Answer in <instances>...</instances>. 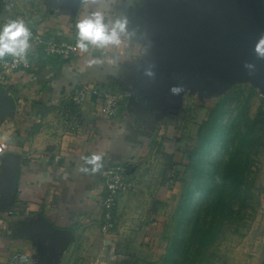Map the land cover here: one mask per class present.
Instances as JSON below:
<instances>
[{
	"label": "crops",
	"instance_id": "1",
	"mask_svg": "<svg viewBox=\"0 0 264 264\" xmlns=\"http://www.w3.org/2000/svg\"><path fill=\"white\" fill-rule=\"evenodd\" d=\"M202 2L97 0L76 6L73 0H14L0 5V26L22 18L33 31L62 41L75 43L76 22L90 10L109 17L126 15L133 33L119 50L79 52L67 62L31 44L30 68L0 78V264H7L14 251L27 252L30 264H66L82 242L112 245L111 235L103 234L101 227L108 169L126 166L131 180L144 162L155 165L165 158L174 167L188 163L190 152L187 146L182 149L184 140L173 124L183 108L189 115L187 99L193 87L187 75L173 73L176 56L168 47H175L178 25L200 11ZM104 55L118 62L89 66L92 58ZM149 69L156 73L154 78L145 75ZM178 83L185 92L172 96L169 88ZM87 85L123 95L116 118L101 116L95 99L83 106L71 103L73 91ZM191 93L193 98L202 92ZM214 101L197 110L198 115L208 116ZM93 153L104 158L101 171H80L81 158ZM257 163L255 185L264 199V157ZM164 172L159 165L156 176L165 181L157 194L166 201L174 198L176 182ZM163 216L151 212L143 229L134 222L129 237L144 249L130 246L132 264L164 257L154 246L160 242L155 235Z\"/></svg>",
	"mask_w": 264,
	"mask_h": 264
},
{
	"label": "rangeland",
	"instance_id": "2",
	"mask_svg": "<svg viewBox=\"0 0 264 264\" xmlns=\"http://www.w3.org/2000/svg\"><path fill=\"white\" fill-rule=\"evenodd\" d=\"M7 2L9 1L0 0V5L6 6ZM258 4L259 9L264 12V0H258ZM182 68L191 73L194 71L190 75L194 78V83L189 87L191 89L193 87L191 91L193 95L202 92L198 97L195 95L193 98H190L192 94L190 92L187 99V104L190 106L189 115L186 116V110L183 108V112L180 111L177 114L180 117L178 122L176 125L173 124V130H176L177 136L184 140L182 149L185 150L187 146L189 155L197 147L200 126L210 119V114L217 103L220 100H226L225 116L219 120V137L212 143L210 152L204 160L199 185L190 196V207L184 211L185 198L193 185V169L189 165V160L187 164L177 162L175 167L173 162L169 165L168 159L165 158L155 165L144 162L141 171L136 172L131 180L127 179L126 193L123 192L126 196L122 193L120 197L123 201L119 200L115 225L108 233L113 240L112 245L103 244V242H82L75 247L72 258L66 264H132L130 253L127 252L130 251V246L144 248L137 239L130 238L129 234L135 230L133 227L136 220L138 221L136 224L142 225V229L145 228L143 221L149 219L151 212L164 215L161 219L162 227L156 230L155 235L160 242L154 245L155 248L164 252L162 253L164 257L159 262L151 264H264V208L262 206L264 199L259 187L255 184L251 189L254 197L249 200L250 206L241 212L238 211V206H235L233 210L236 214H233L231 220L222 219L219 216L214 224L218 233L216 241L206 250L202 262H193L198 251L201 231L209 226L211 220L214 191L228 160V150L232 148L235 135L251 127L262 139L260 148L262 153L258 161L264 157V91L261 81L252 75L243 74L227 80L219 87L213 85L209 88L206 84V75L199 72L198 68L191 63L184 67L173 65V73ZM196 86L203 91L197 90ZM214 97L213 105L216 104L208 116L198 115L197 110L199 111L201 107L205 109V104ZM218 97L220 99L217 101ZM191 121L194 123H190ZM159 165H163L165 169V178L172 177L176 182L174 186L176 193L173 199L165 201L157 194L163 180L165 181L163 177L156 176ZM257 165L256 162V169ZM148 171H153V175H146ZM175 171H177V177H174ZM170 254L171 257H169Z\"/></svg>",
	"mask_w": 264,
	"mask_h": 264
},
{
	"label": "water",
	"instance_id": "3",
	"mask_svg": "<svg viewBox=\"0 0 264 264\" xmlns=\"http://www.w3.org/2000/svg\"><path fill=\"white\" fill-rule=\"evenodd\" d=\"M79 2L73 0L76 6ZM198 10L178 25L176 45L168 47L176 56V65L193 64L206 75L209 88L251 73L264 91V59L254 53V45L264 33V12L258 0H203ZM245 63L252 67L245 68ZM178 71L194 83L190 77L194 71Z\"/></svg>",
	"mask_w": 264,
	"mask_h": 264
},
{
	"label": "trees",
	"instance_id": "4",
	"mask_svg": "<svg viewBox=\"0 0 264 264\" xmlns=\"http://www.w3.org/2000/svg\"><path fill=\"white\" fill-rule=\"evenodd\" d=\"M225 103L226 100H220L211 112L210 119L199 128L197 147L188 157L189 165L193 169V185L188 190L185 198L184 211L191 205L190 196L199 185L204 160L210 152V147L219 137V120L225 116ZM261 140L260 136L251 127L245 132L239 131L235 135L232 148L228 150V160L214 191L209 226L201 231L198 251L196 258L193 260L194 263L202 262L206 250L216 241L218 233L214 228V224L218 217L221 216L222 219L231 220L233 214H236L233 210L235 206H238L239 212L250 206L249 200L254 197L251 189L255 184V165L262 153V149H260ZM169 257H171V254Z\"/></svg>",
	"mask_w": 264,
	"mask_h": 264
},
{
	"label": "clouds",
	"instance_id": "5",
	"mask_svg": "<svg viewBox=\"0 0 264 264\" xmlns=\"http://www.w3.org/2000/svg\"><path fill=\"white\" fill-rule=\"evenodd\" d=\"M82 4L94 5L97 0H80ZM76 39L73 51L88 54L92 50L106 52L111 49H121L126 40H130L133 33L129 31V19L126 15L106 16L101 10H90L83 15L75 25ZM32 32L24 19H12L0 26V61L11 57L17 62H23L31 47ZM254 53L258 58L264 59V33H262L255 45ZM118 62L117 58L104 55L94 57L89 61V66L108 64L113 66ZM245 68L252 65L245 63ZM251 74V73H249ZM148 77L154 78L156 73L149 69L145 72ZM185 92L183 84H173L169 88L172 96H180ZM83 164L80 171L95 174L103 168V156L93 153L91 156L81 158ZM23 262L25 257L20 258Z\"/></svg>",
	"mask_w": 264,
	"mask_h": 264
},
{
	"label": "built area",
	"instance_id": "6",
	"mask_svg": "<svg viewBox=\"0 0 264 264\" xmlns=\"http://www.w3.org/2000/svg\"><path fill=\"white\" fill-rule=\"evenodd\" d=\"M14 1V0H8ZM30 44L37 48L47 56H58L64 61H70L79 54V51H73L75 43L62 41L33 31ZM29 54L23 62H17L11 57L0 61V78L9 76L15 72L27 70L30 68ZM95 99L98 102V110L101 116L107 119H114L117 116L121 106L123 95L113 91H102L97 87L82 86L73 91L70 101L75 106H83L85 103ZM4 153L3 145L0 144V156ZM127 183V167L123 165H115L110 167L106 175V194L103 198V223L102 233L107 235L114 228L115 218L118 206L119 196L125 192ZM21 257H25L22 262ZM7 264H30V256L25 251H14Z\"/></svg>",
	"mask_w": 264,
	"mask_h": 264
}]
</instances>
